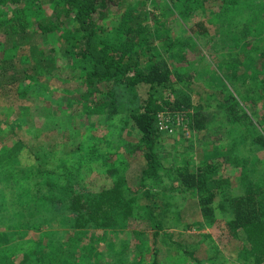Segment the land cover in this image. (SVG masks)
Segmentation results:
<instances>
[{"label":"rangeland","instance_id":"1","mask_svg":"<svg viewBox=\"0 0 264 264\" xmlns=\"http://www.w3.org/2000/svg\"><path fill=\"white\" fill-rule=\"evenodd\" d=\"M151 2L146 1L147 8H151ZM249 3L253 11L251 34L254 47L258 48L254 51L256 56L264 52V0H250ZM166 7L168 14L175 15L169 5ZM214 12L215 8L209 7L206 12L180 22L173 16L168 18L163 14L162 17L169 35L181 38L182 51L189 60L187 65L181 62L175 51L164 57L171 67L182 69L187 75L197 74L194 87L186 88V91L189 96H195V92L201 96V101L195 100L204 107V112L209 108L203 100L205 92L217 95L218 101L237 94L227 79L232 72L220 66V60L230 52V46L227 48L224 43L225 29L220 27L218 31V27L216 30L215 24L220 22H215ZM197 20L213 21L210 37L214 38L207 40L205 36L191 38L185 35L184 30ZM0 42L18 45L12 63L0 62V85L4 89L0 93V153L11 146L16 148V159L12 163L15 164L14 179L9 183L17 191V198L4 201L9 210L0 214V218L12 215L16 221L11 226H0V264H154V261L157 264H248L245 249L252 230L231 231L229 223L233 214L229 199L247 194V190L256 188L257 183L264 184V147L254 142L253 131L232 127L222 117L216 120L213 117L215 121L211 120L207 128L196 130L192 115L160 116L163 132L158 147L163 163L160 172L167 187L166 191H161L166 194L161 197V218L167 220L165 231L174 232L176 241L169 243L160 236L156 248H152L156 229L146 218L123 220L108 229L70 228L59 223L71 215L66 216L65 209L64 212H46L44 220L39 221L40 229L27 227L24 223L35 224L33 227H39V224L23 215H15L16 204L24 205V199L31 193L49 196L52 192L45 182L32 192L36 183L32 181L34 175L31 172L36 158L52 163L64 160L67 167L63 168L62 177H55V180L71 181L76 192H110L120 184L125 190L123 193H127V186L140 187L139 163L143 160L139 159L140 152L132 149L139 142L140 133L127 113L109 120L87 117L82 105L86 87L71 69L73 61L57 35L42 36L32 32L8 39L4 37ZM53 47L57 50L53 51ZM252 69L242 68L239 75L248 73L258 79L259 76L264 78L262 67L257 71ZM248 80L257 84L250 87L256 104L253 109H245L255 112L261 124L259 130L264 133V88L258 82ZM145 92V88L138 91L140 101L146 97ZM121 102L126 110L133 112L139 101L125 95ZM214 110L220 113L215 107ZM196 120L204 122L202 115ZM216 138L220 140L216 141ZM16 140L19 142L14 144ZM228 156L231 161L226 164L224 158ZM12 158L13 155L9 161ZM204 162L217 165L218 176L214 184L217 195L212 221L196 215L199 211L194 195L181 190L172 176L173 171H169L170 167L179 164L193 170L194 165ZM3 169L4 166L0 168ZM3 180L6 181L0 171V195H5L3 190L7 182ZM63 205L69 208L68 202ZM45 219L50 220L49 223H44ZM3 234L6 239L1 238ZM179 244L192 255H185ZM24 257L27 258L25 263Z\"/></svg>","mask_w":264,"mask_h":264},{"label":"trees","instance_id":"2","mask_svg":"<svg viewBox=\"0 0 264 264\" xmlns=\"http://www.w3.org/2000/svg\"><path fill=\"white\" fill-rule=\"evenodd\" d=\"M146 1L0 0V39L19 37L32 32L42 36L57 35L65 44V51L73 61L71 69L76 71L74 74L77 73L78 80L86 87L82 105L87 117L109 120L127 113L140 133L139 142L132 148L137 153L140 152L139 159L143 160L139 163L140 187L127 186V193H123L125 190L120 184L110 192H76L75 184H71V181L61 183L55 180V177H62L63 168L67 167L64 160L52 163L36 158L31 172L34 175L32 181L36 183L32 192L37 191L43 182L52 192L49 196L31 193L29 198L24 199V205L16 204L15 211L13 210L15 215H23V218L36 220L39 224V227H33L35 224L31 226L22 222L27 227L40 229L42 225L39 221L44 220L46 212H64L65 209L66 216L70 213L71 215L59 223L70 228L108 229L116 227L123 220L146 218L156 229L152 248H156L160 236H164L163 239L169 243L176 241L174 232L165 231L168 227L167 220L161 218V197L166 195L161 191L167 190L160 172L163 163L158 148L163 133L160 130L162 114L180 113L184 117L192 115L195 117L196 130L207 128L211 120L222 117L225 123L232 127L253 131L254 142L257 146L264 147V133L259 130L261 124L257 121L255 112L250 113L245 109H253L256 104L250 87H256L257 84L250 83L248 78L258 82L262 88L264 78L258 75V79L257 76L247 75L248 73L239 75L242 68L247 71L251 67L254 71L261 67L264 69V52L256 56L254 54L258 48L254 47L256 44L253 43L251 34L253 11L250 0H160L151 2V8L146 7ZM168 5L175 15L168 14ZM209 7L215 8L213 17L215 22H220L215 24L216 30L218 27V31L220 27L225 29L224 43L227 48L230 46V52L221 58L220 66L232 72L227 79L229 85L236 88L237 94L218 101L217 95L205 92L206 97L204 96L203 100L209 108L208 112H204V107L196 101H201V96L194 91L195 96L192 97L186 91V88L191 90V86L194 87L192 84L196 82L197 74L187 75L182 69L171 67L164 57V54L172 55L175 51L181 62H186L187 65L189 60L187 54L182 51L184 45L181 38L169 35L162 17L163 14L168 18L173 16L176 22H180L182 19L206 12ZM202 20H197L193 26L184 30L185 35L191 38H195V35L205 36L207 40L214 38L210 37L213 21ZM17 48L16 43L8 46L0 42V62L12 63ZM53 48V51L57 50ZM142 88L146 89V97L140 101L138 91ZM3 91L0 85V93ZM125 95L135 97V101H139L133 112L126 110L121 102L122 96ZM214 107L219 109L220 113L216 112ZM198 115L204 118L202 124L196 120ZM1 118L2 116L0 121ZM215 140L219 141L220 138ZM17 141L19 142L16 140L14 144ZM15 152L16 148L11 146L0 153V168L4 166L0 171L6 179L2 182H7L3 190L5 195H0V214L9 210L4 201L17 198L15 186L9 183L14 179L15 164L12 163L16 159ZM12 155V161H9ZM224 161L227 164L231 158L228 156ZM193 167L191 170L189 166L179 164L170 167L169 171H173L172 176L181 190L194 195L192 196L199 211L196 215L212 221L217 195L214 185L218 176L217 165L204 162ZM247 191L243 196L229 199L233 214L229 226L231 231L252 230L245 249L248 253L245 260L248 264H251L250 260L254 264H260L264 262V184L257 183L256 188ZM40 196L46 201L42 202ZM65 202L69 203V208L63 205ZM49 221L45 219L44 223ZM14 222L16 221L12 219V215L0 218V226L3 227L14 225ZM5 237L6 234L1 235V238L6 239ZM178 246L185 250V255H192L191 252L188 254L183 244ZM23 262H27L26 257ZM154 264H157V261H154Z\"/></svg>","mask_w":264,"mask_h":264}]
</instances>
